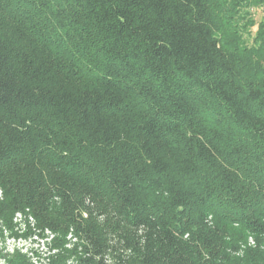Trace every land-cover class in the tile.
Returning a JSON list of instances; mask_svg holds the SVG:
<instances>
[{
	"label": "trees",
	"instance_id": "1",
	"mask_svg": "<svg viewBox=\"0 0 264 264\" xmlns=\"http://www.w3.org/2000/svg\"><path fill=\"white\" fill-rule=\"evenodd\" d=\"M263 3L0 0L10 264H264Z\"/></svg>",
	"mask_w": 264,
	"mask_h": 264
},
{
	"label": "rangeland",
	"instance_id": "2",
	"mask_svg": "<svg viewBox=\"0 0 264 264\" xmlns=\"http://www.w3.org/2000/svg\"><path fill=\"white\" fill-rule=\"evenodd\" d=\"M251 17L254 19L253 24L249 26L245 33H251L254 37L261 22L264 21V3L252 6L250 8ZM30 248L29 244L15 243L8 239H2L0 237V264H10L9 258L16 251L20 250L26 252Z\"/></svg>",
	"mask_w": 264,
	"mask_h": 264
},
{
	"label": "built area",
	"instance_id": "3",
	"mask_svg": "<svg viewBox=\"0 0 264 264\" xmlns=\"http://www.w3.org/2000/svg\"><path fill=\"white\" fill-rule=\"evenodd\" d=\"M7 239L10 240V241H13L15 243L17 242V243H22V244H29L30 248L26 252H24V253H31V251H32L33 248L34 249L40 248L41 250H44L45 249V246H44V243L43 242H41V244L38 245V244L32 243V241H24V240H18V241H16V240H11L9 238H7ZM21 252H23V251H21Z\"/></svg>",
	"mask_w": 264,
	"mask_h": 264
}]
</instances>
